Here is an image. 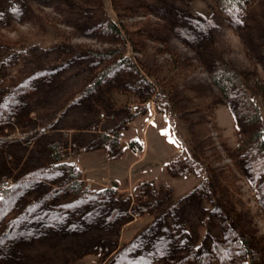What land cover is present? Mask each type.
<instances>
[{"label": "rangeland", "instance_id": "374dc122", "mask_svg": "<svg viewBox=\"0 0 264 264\" xmlns=\"http://www.w3.org/2000/svg\"><path fill=\"white\" fill-rule=\"evenodd\" d=\"M4 181L0 264H264V0H0Z\"/></svg>", "mask_w": 264, "mask_h": 264}, {"label": "built area", "instance_id": "2783aa9c", "mask_svg": "<svg viewBox=\"0 0 264 264\" xmlns=\"http://www.w3.org/2000/svg\"><path fill=\"white\" fill-rule=\"evenodd\" d=\"M130 110L134 111L135 108H133V109L131 108ZM112 117H113V114L107 115L104 112L99 113V118L101 120L104 118H112ZM112 136L115 138V141L118 145L123 144L124 138L122 137L121 133H118L117 135H112ZM62 144L63 143H59L58 148L61 147ZM74 146H76L75 142H71L68 146V151H69L68 157L70 160V162H68V163L71 166L73 174H74V177L72 178L71 183L76 184L78 182H85L84 186H85L86 190H88L91 187V182H90V180L86 179L83 176L82 168L80 167V164L78 163V160H77V158H79V154L74 149ZM72 148H73V151H71ZM8 185H9L8 181H4V182L0 183V196H1V189L8 187Z\"/></svg>", "mask_w": 264, "mask_h": 264}, {"label": "trees", "instance_id": "16d2710c", "mask_svg": "<svg viewBox=\"0 0 264 264\" xmlns=\"http://www.w3.org/2000/svg\"><path fill=\"white\" fill-rule=\"evenodd\" d=\"M220 1H221L222 6L227 8V7L230 6L233 2H240L241 0H220ZM232 74H233V73H231V74H229V75H226V77H224L225 74L222 73L221 75H223V76H222L223 79L220 80V81H226V79H230V78H232ZM214 81H215V82H218V79L215 78Z\"/></svg>", "mask_w": 264, "mask_h": 264}, {"label": "crops", "instance_id": "0c3cea01", "mask_svg": "<svg viewBox=\"0 0 264 264\" xmlns=\"http://www.w3.org/2000/svg\"><path fill=\"white\" fill-rule=\"evenodd\" d=\"M125 144H126V141H124L122 145L124 146Z\"/></svg>", "mask_w": 264, "mask_h": 264}]
</instances>
